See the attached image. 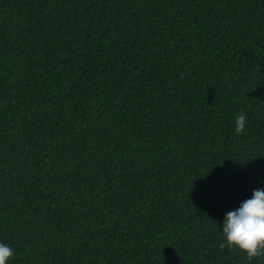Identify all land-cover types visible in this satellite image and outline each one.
I'll use <instances>...</instances> for the list:
<instances>
[{
  "label": "trees",
  "instance_id": "16d2710c",
  "mask_svg": "<svg viewBox=\"0 0 264 264\" xmlns=\"http://www.w3.org/2000/svg\"><path fill=\"white\" fill-rule=\"evenodd\" d=\"M255 189L264 0H0L7 264H264L220 248Z\"/></svg>",
  "mask_w": 264,
  "mask_h": 264
},
{
  "label": "clouds",
  "instance_id": "9594fccd",
  "mask_svg": "<svg viewBox=\"0 0 264 264\" xmlns=\"http://www.w3.org/2000/svg\"><path fill=\"white\" fill-rule=\"evenodd\" d=\"M246 123L243 113L236 116L237 135L244 131ZM222 232L226 239L221 250L238 248L247 254L248 260L264 256V189L253 190L251 198L225 213ZM13 255L12 247L0 243V264H7Z\"/></svg>",
  "mask_w": 264,
  "mask_h": 264
}]
</instances>
